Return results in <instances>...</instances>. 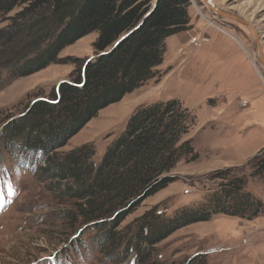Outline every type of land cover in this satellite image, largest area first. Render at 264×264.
Returning <instances> with one entry per match:
<instances>
[{
  "label": "trees",
  "instance_id": "16d2710c",
  "mask_svg": "<svg viewBox=\"0 0 264 264\" xmlns=\"http://www.w3.org/2000/svg\"><path fill=\"white\" fill-rule=\"evenodd\" d=\"M190 6L191 0H0V18L10 20L0 29V67L15 78L52 63L74 64L67 81L46 96L37 93L0 124V174L7 159L16 176L33 171L58 205L52 214L61 225L60 241L70 247L81 246L89 231L92 246L110 263L131 253V264H162L154 259L156 245L180 227L217 214L252 220L263 213L243 177L224 169L201 203L171 214L153 207L120 228L145 199L175 180L170 174L179 161L198 157L186 137L195 118L176 99L138 106L98 160L92 143L61 151L101 110L154 77L166 39L190 29ZM89 34H95L92 59L59 57ZM248 163L264 183V146ZM10 175L14 195L20 188ZM197 260L188 264L202 263Z\"/></svg>",
  "mask_w": 264,
  "mask_h": 264
},
{
  "label": "rangeland",
  "instance_id": "374dc122",
  "mask_svg": "<svg viewBox=\"0 0 264 264\" xmlns=\"http://www.w3.org/2000/svg\"><path fill=\"white\" fill-rule=\"evenodd\" d=\"M212 1L252 25L264 56V0ZM188 13L190 29L166 39L163 63L154 77L101 110L61 149L92 143L94 161L98 160L142 104L176 99L193 114L194 125L186 137L191 139L197 159L179 161L170 174L175 180L145 199L120 228L134 224L153 207L171 214L178 207L201 203L217 188L215 174L224 169L231 176L243 177L245 189L264 208V183L251 174L248 163L264 146V64L252 29L216 15L201 0H191ZM3 19L0 29H7L10 20ZM193 36L202 39L196 46L190 44ZM94 39L95 34L79 39L59 57L92 59ZM73 69L70 61L52 63L13 78L9 67H0V124L6 116L15 117L37 93L46 96L67 81ZM3 165L0 264H43L53 260V253L56 263L59 258L65 264H116L92 246L89 231L80 237L81 246L61 242V225L52 214L58 205L32 177L33 171L23 170L16 176L13 162L3 160ZM10 174L20 188L14 195V187L8 183L9 178L14 182ZM153 255L162 264H188L193 259H201L199 264H264V209L252 220L217 214L208 221L180 227L156 245ZM131 260L130 253L118 264H131Z\"/></svg>",
  "mask_w": 264,
  "mask_h": 264
},
{
  "label": "water",
  "instance_id": "95a60500",
  "mask_svg": "<svg viewBox=\"0 0 264 264\" xmlns=\"http://www.w3.org/2000/svg\"><path fill=\"white\" fill-rule=\"evenodd\" d=\"M201 1L204 4H206L207 8L210 11H212L213 13H215L216 15H218L220 17H223V18L232 19V20H234L236 22H239L241 24H244V25L250 27L252 29V32H253V35H254V41H255V43H256V45L258 47V50H259V59L264 64V56L261 53V49H260V46H259V41L257 39V34H256V31L254 30V28L252 27V25L250 23L246 22L245 20L241 19L237 15H235V14H233L231 12L222 10L212 0H201Z\"/></svg>",
  "mask_w": 264,
  "mask_h": 264
},
{
  "label": "built area",
  "instance_id": "2783aa9c",
  "mask_svg": "<svg viewBox=\"0 0 264 264\" xmlns=\"http://www.w3.org/2000/svg\"><path fill=\"white\" fill-rule=\"evenodd\" d=\"M202 39H200L199 37H196V36H193L191 39H190V44L193 45V46H196L197 44L200 43Z\"/></svg>",
  "mask_w": 264,
  "mask_h": 264
},
{
  "label": "bare ground",
  "instance_id": "6f19581e",
  "mask_svg": "<svg viewBox=\"0 0 264 264\" xmlns=\"http://www.w3.org/2000/svg\"><path fill=\"white\" fill-rule=\"evenodd\" d=\"M262 53V52H261Z\"/></svg>",
  "mask_w": 264,
  "mask_h": 264
}]
</instances>
